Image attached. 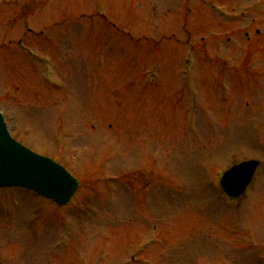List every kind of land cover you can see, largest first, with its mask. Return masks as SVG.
<instances>
[{
    "label": "rangeland",
    "instance_id": "374dc122",
    "mask_svg": "<svg viewBox=\"0 0 264 264\" xmlns=\"http://www.w3.org/2000/svg\"><path fill=\"white\" fill-rule=\"evenodd\" d=\"M203 43L192 110L180 73ZM249 72H264V0H0L13 136L75 159L79 182L61 209L0 191V264H264V87L234 107L216 84L239 100ZM245 158L256 179L228 203L218 177Z\"/></svg>",
    "mask_w": 264,
    "mask_h": 264
},
{
    "label": "water",
    "instance_id": "95a60500",
    "mask_svg": "<svg viewBox=\"0 0 264 264\" xmlns=\"http://www.w3.org/2000/svg\"><path fill=\"white\" fill-rule=\"evenodd\" d=\"M255 166V163H248L233 168L221 180L224 189L238 195L247 185ZM4 184L31 188L60 205L76 189L75 180L62 168L12 142L4 133L0 120V186Z\"/></svg>",
    "mask_w": 264,
    "mask_h": 264
}]
</instances>
